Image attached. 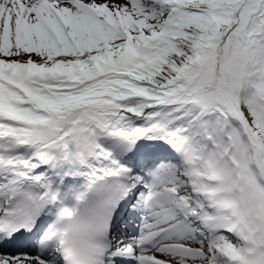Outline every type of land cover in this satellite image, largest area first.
<instances>
[{"label":"snow or ice","instance_id":"1","mask_svg":"<svg viewBox=\"0 0 264 264\" xmlns=\"http://www.w3.org/2000/svg\"><path fill=\"white\" fill-rule=\"evenodd\" d=\"M0 264H264V0H0Z\"/></svg>","mask_w":264,"mask_h":264}]
</instances>
